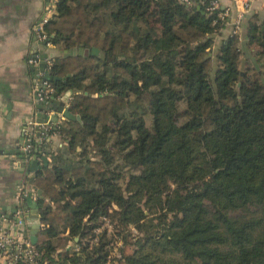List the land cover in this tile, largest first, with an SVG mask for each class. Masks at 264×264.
<instances>
[{"label":"trees","instance_id":"trees-1","mask_svg":"<svg viewBox=\"0 0 264 264\" xmlns=\"http://www.w3.org/2000/svg\"><path fill=\"white\" fill-rule=\"evenodd\" d=\"M209 5L57 0L50 40L90 53L50 69L81 119L58 127L77 165L43 151L33 179L48 263L107 264L120 239L117 264H264V20L217 43Z\"/></svg>","mask_w":264,"mask_h":264},{"label":"crops","instance_id":"crops-1","mask_svg":"<svg viewBox=\"0 0 264 264\" xmlns=\"http://www.w3.org/2000/svg\"><path fill=\"white\" fill-rule=\"evenodd\" d=\"M220 1L222 9H230L232 14L220 33L215 35L217 43L234 33L238 10L246 9L241 27L237 32L243 42L247 37L249 21L264 20V0ZM48 6L49 0H0V215L5 214L11 217L14 214L17 207L15 202L17 186L26 182L36 193V197L29 196L24 204L29 229L28 220L34 211V206L28 203V199L38 204L40 189L33 187L36 171L29 170L33 156L27 161L24 169L22 168L20 152L24 153L25 130L28 128L34 131L35 142L37 141L35 150L41 149L40 155L35 154L40 160V166H45L43 156L47 158V166L54 164L53 155L43 153L47 148L54 154L63 152L57 164L64 167L72 168L77 165L78 160L76 155L65 150L61 137L55 130H52L46 139L42 135L38 136L39 132L41 134L42 124L50 123L55 129L56 122L61 118L57 110L52 107V103L48 107L37 99L36 85L42 63L51 54L55 56V59L63 55L74 56L72 54L74 48L78 50L83 48H67L64 43H53L51 47H47L44 43L37 41L35 28L44 18ZM37 56L40 62L31 63L30 59ZM70 94L73 93L70 91L64 96L67 97ZM71 111L78 114L79 110ZM56 116L57 120L54 121ZM41 141L45 143L44 146L40 145ZM38 217L40 218L39 211ZM29 234L31 236V233Z\"/></svg>","mask_w":264,"mask_h":264},{"label":"built area","instance_id":"built-area-1","mask_svg":"<svg viewBox=\"0 0 264 264\" xmlns=\"http://www.w3.org/2000/svg\"><path fill=\"white\" fill-rule=\"evenodd\" d=\"M184 2L190 3V0H183ZM57 0H49V6L47 12L42 19V21L36 26V37L37 41L44 43L45 46L51 47L53 42L49 38V34L46 32L45 25L50 21L51 18L57 13L56 11ZM221 7L220 0H210V5L207 10L210 13L215 12ZM247 7V6H246ZM245 10H238L236 14L235 30L234 33L238 32V29L241 27L242 21L245 16ZM232 14L230 9H223L219 16L221 20L227 22L228 18ZM30 62L33 64H38L40 58L37 56L30 59ZM45 67L38 72L39 80L36 85V96L38 101L45 106H48L52 103L53 100H65L66 108H70V105L73 100L74 94H70L65 97L64 95H57L56 88L51 79H47L46 73H50V69L55 63V56L53 54L49 55L45 60ZM49 107V106H48ZM61 118L56 122L55 129H53L52 124H42L41 125V135L44 139L48 138L52 133V130H55L59 134L58 127L59 125L66 120V117L62 113ZM32 125V124H30ZM37 142V141H36ZM35 134L34 131L25 130V144L23 146V151L25 156H29L31 159L34 155H29L36 147ZM41 146H44L43 141L40 142ZM62 146V144H61ZM48 149V148H47ZM45 149V151H48ZM41 149H39L40 152ZM34 187V186H33ZM29 196L36 197V193L33 188L28 186L26 182H22L17 186L16 191V210L11 217L6 216L5 214L0 215V264H50L48 261L43 259V253L38 250L33 242L31 241L30 229L27 224V210L24 207L26 199ZM110 224L107 222L105 227H108L109 232H112L113 229H110ZM103 230V227L96 229L97 235H99ZM97 240V239H96ZM75 250L79 251L81 246L76 242H73ZM123 246V241L116 239L108 245L109 256L107 264H117L119 260L123 259V254L121 248Z\"/></svg>","mask_w":264,"mask_h":264},{"label":"water","instance_id":"water-1","mask_svg":"<svg viewBox=\"0 0 264 264\" xmlns=\"http://www.w3.org/2000/svg\"><path fill=\"white\" fill-rule=\"evenodd\" d=\"M93 52H99L98 50H93ZM90 53V51L88 49H84V48H80V50H78L77 48H74L72 50V54L73 55H88ZM45 67V63H42V69H44ZM244 67H245V59H243L242 62V74L244 73ZM47 79H51V80H58L60 79L59 77H52L50 73H46L45 76ZM66 102L65 100H53L52 101V107L55 108L57 110L58 113H62L66 119L69 120H76V119H81L80 115L78 114H74L70 108H66ZM57 120V116L54 118V121ZM38 136H41L40 132L38 134ZM21 153V160H22V168L24 169L27 161L30 159L29 156H25L23 152ZM42 160H44V165L47 166L48 165V161L47 158L45 156L42 157ZM42 166H40V160L38 159L37 155H34L32 160H31V164L29 167V170L31 172H35L39 169H41ZM38 194L40 197H43V192L42 190H38ZM28 203L32 204L34 206V211L32 212L31 216L29 217L28 223H30V233H31V241L33 242V244H37L38 242V233L39 230L41 228V219L38 217V211H39V205L37 204L36 201H32L31 199H28Z\"/></svg>","mask_w":264,"mask_h":264},{"label":"rangeland","instance_id":"rangeland-1","mask_svg":"<svg viewBox=\"0 0 264 264\" xmlns=\"http://www.w3.org/2000/svg\"><path fill=\"white\" fill-rule=\"evenodd\" d=\"M212 53H213V54H215V53H216V49H215V48L213 49ZM110 229L112 230V229H113V227H112V226H110Z\"/></svg>","mask_w":264,"mask_h":264}]
</instances>
